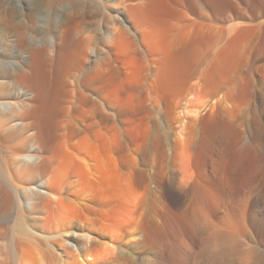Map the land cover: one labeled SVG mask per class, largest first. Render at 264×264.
Here are the masks:
<instances>
[{
	"label": "bare ground",
	"instance_id": "obj_1",
	"mask_svg": "<svg viewBox=\"0 0 264 264\" xmlns=\"http://www.w3.org/2000/svg\"><path fill=\"white\" fill-rule=\"evenodd\" d=\"M7 222L0 264H264V0H0Z\"/></svg>",
	"mask_w": 264,
	"mask_h": 264
},
{
	"label": "rangeland",
	"instance_id": "obj_2",
	"mask_svg": "<svg viewBox=\"0 0 264 264\" xmlns=\"http://www.w3.org/2000/svg\"><path fill=\"white\" fill-rule=\"evenodd\" d=\"M136 62V65L134 64V65H132L133 67H132V69H130V68H128V69H130V71L132 72H128V74L129 75H127L128 77H126V78H124V79H126V81L124 80V81H120L121 83H118V85H120L121 86V84H122V82L124 83V82H128V81H132L131 83L130 82H128L127 84H129V85H131V84H133V86H135L134 84H136L135 82H137V84H139V82H142V83H144L143 81L144 80H146V78L148 77H146V75H145V71H146V64H144V63H139V62H137V61H135ZM136 67V68H135ZM134 75V76H133ZM132 76V77H131ZM131 77V78H130ZM146 77V78H145ZM128 78V79H127ZM145 78V79H144ZM76 79V76L75 77H73V79L72 80H75ZM78 79V78H77ZM76 81V80H75ZM150 82V81H149ZM142 83H140V84H142ZM145 83H146V81H145ZM125 84V83H124ZM125 85V87H127L128 85ZM118 85H116V86H118ZM119 86V87H120ZM124 86V85H123ZM122 86V87H123ZM132 86V85H131ZM118 88V87H117ZM116 88V89H117ZM121 88V87H120ZM119 88V89H120ZM122 89V88H121ZM124 89V88H123ZM117 91V93L116 94H118V90H116ZM121 93H122V91L121 90H119ZM120 94V93H119ZM121 95V94H120ZM197 95V94H196ZM195 95V96H196ZM197 97V96H196ZM125 101V100H124ZM129 102V101H128ZM135 102H137V101H135ZM130 104L131 103H133L132 101H130L129 102ZM127 104V103H126ZM123 105H125V103L123 104ZM134 106L136 105L135 103L133 104ZM131 107H133L132 106V104L130 105ZM128 107H129V104H128ZM95 143L92 145V150H95L96 148H97V146H100L99 145V143L97 142V141H94ZM67 184H68V179H64V181L62 182V185L63 186H67ZM69 209L67 208L66 209V212H69L68 211ZM3 225V228L1 227L0 228V233H1V235H0V242L2 241V240H4V238L5 239H9V238H11L13 235H12V233L14 234V231H12V233H11V230H12V228H11V225H10V223L9 222H7V223H5V224H2ZM10 228V229H9ZM8 234V235H7ZM12 264V263H11ZM14 264V263H13Z\"/></svg>",
	"mask_w": 264,
	"mask_h": 264
}]
</instances>
